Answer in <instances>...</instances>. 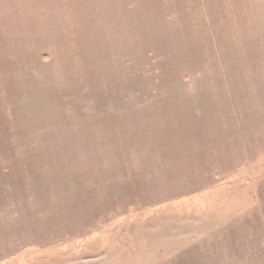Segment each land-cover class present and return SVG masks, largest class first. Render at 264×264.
<instances>
[{
	"label": "rangeland",
	"instance_id": "obj_1",
	"mask_svg": "<svg viewBox=\"0 0 264 264\" xmlns=\"http://www.w3.org/2000/svg\"><path fill=\"white\" fill-rule=\"evenodd\" d=\"M0 264H264V0H0Z\"/></svg>",
	"mask_w": 264,
	"mask_h": 264
}]
</instances>
